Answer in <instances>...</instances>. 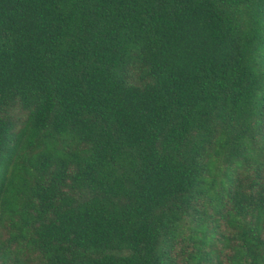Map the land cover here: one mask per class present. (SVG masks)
Instances as JSON below:
<instances>
[{
  "label": "trees",
  "instance_id": "obj_1",
  "mask_svg": "<svg viewBox=\"0 0 264 264\" xmlns=\"http://www.w3.org/2000/svg\"><path fill=\"white\" fill-rule=\"evenodd\" d=\"M0 264H264V0H0Z\"/></svg>",
  "mask_w": 264,
  "mask_h": 264
}]
</instances>
